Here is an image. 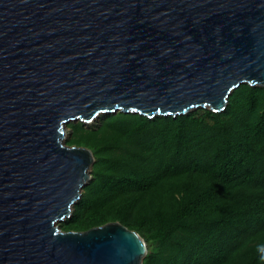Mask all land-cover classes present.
<instances>
[{
    "label": "water",
    "instance_id": "1",
    "mask_svg": "<svg viewBox=\"0 0 264 264\" xmlns=\"http://www.w3.org/2000/svg\"><path fill=\"white\" fill-rule=\"evenodd\" d=\"M264 87V0H0V264H143L120 222L64 231L91 179L68 124L225 111Z\"/></svg>",
    "mask_w": 264,
    "mask_h": 264
},
{
    "label": "trees",
    "instance_id": "2",
    "mask_svg": "<svg viewBox=\"0 0 264 264\" xmlns=\"http://www.w3.org/2000/svg\"><path fill=\"white\" fill-rule=\"evenodd\" d=\"M68 128L95 162L62 230L120 222L147 243L143 264H264V87L241 85L221 113Z\"/></svg>",
    "mask_w": 264,
    "mask_h": 264
},
{
    "label": "rangeland",
    "instance_id": "3",
    "mask_svg": "<svg viewBox=\"0 0 264 264\" xmlns=\"http://www.w3.org/2000/svg\"><path fill=\"white\" fill-rule=\"evenodd\" d=\"M198 110H201V109H197V110H195V111H198ZM119 113V112H118ZM200 114H202L203 112H199ZM98 121H99V119H97L96 121H95V123H92V124H85L86 126H92V125H95V124H97L98 123ZM74 123H77V122H74ZM71 136H72V131H71V128H68V130H67V138H66V141H68L69 139H71ZM91 172H92V170H91ZM91 180V179H90ZM89 183V182H88ZM88 185V184H87ZM62 222H64V221H62ZM62 222H60V223H62ZM59 223V224H60Z\"/></svg>",
    "mask_w": 264,
    "mask_h": 264
}]
</instances>
